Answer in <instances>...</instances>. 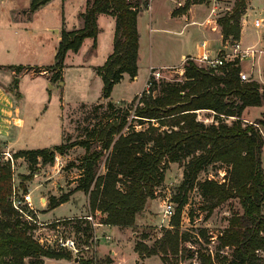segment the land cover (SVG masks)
I'll return each mask as SVG.
<instances>
[{
    "label": "trees",
    "instance_id": "16d2710c",
    "mask_svg": "<svg viewBox=\"0 0 264 264\" xmlns=\"http://www.w3.org/2000/svg\"><path fill=\"white\" fill-rule=\"evenodd\" d=\"M50 1L31 0L29 12L34 13ZM149 5L150 0H87L81 15L84 27L61 32L54 65L58 70L51 80L63 81L62 70L69 50L77 52L86 38H93L96 46L98 14L113 16L114 49L106 62L96 67L103 80L102 99L111 113L105 123L92 131L91 139L81 138L52 148L20 150L14 156L27 158L32 168L39 158L44 164H53L57 154L64 155L77 145L84 147L86 152L77 164L81 174L76 190L88 195L90 213L96 216L100 212L102 223L123 227L135 226L148 201L156 198L169 163L186 161L174 199L178 204L172 218L174 228L166 230L158 248L140 241L135 250L140 255L178 253L181 243L189 239L179 230L183 208L188 203V193L198 188L207 201L208 213L232 199H237L242 208L241 212H233L228 227L218 235L220 248H232V258L227 262L226 258L217 261L212 254L199 251V264H264V134L261 130L264 114L252 123L242 120L247 107L264 106V87L241 79L239 60L209 67L188 59L182 80H153L149 91L127 108L116 107L109 99L125 73L131 79L138 74V16ZM190 5L187 0L173 15L185 13ZM246 7L247 0H238L232 13L217 20L224 41L240 40L241 16ZM9 67L17 72L29 69L23 65ZM47 70L33 69L35 73ZM202 109L213 111L217 120L206 123L198 119L197 111ZM134 122L147 126L137 129ZM94 141L98 147L92 149ZM103 158L105 172H101ZM212 163L230 167L226 178L223 182L199 181V174ZM31 177L32 174L22 175L20 189L27 192L25 181ZM14 178L10 162H0V264H46L45 257L73 260L70 253L47 250L35 239L36 225L13 206L12 194L15 187L19 190ZM70 196L71 193H65L53 197L50 208L69 201ZM70 221L75 222L72 227L87 243L93 236L91 222L84 216ZM78 263L89 264L79 259Z\"/></svg>",
    "mask_w": 264,
    "mask_h": 264
},
{
    "label": "rangeland",
    "instance_id": "374dc122",
    "mask_svg": "<svg viewBox=\"0 0 264 264\" xmlns=\"http://www.w3.org/2000/svg\"><path fill=\"white\" fill-rule=\"evenodd\" d=\"M14 1L18 2L20 8H25L31 3V0H13L12 4ZM237 1L238 0H190V7L192 8L190 14L194 17L193 21H197L195 23H190L191 20L186 22L185 19L176 21L171 19V15H168L171 7L174 11L184 6L187 0H153L150 2L147 12H150L155 20L150 25L148 19L146 20L145 18L144 25L146 27L147 36L149 35L150 27L153 26V28H155L154 32L151 33V36L154 38L153 45L151 48L149 47L150 50L144 51L138 78L134 80L126 79L116 88L114 94L116 101L131 97L135 92L143 88L146 90L145 85L148 81L149 61H154V64L157 66L163 64L178 65L181 61L182 54L189 51L192 44L195 46L196 43H202L204 39L210 41L209 47L214 51L211 55L213 59L222 54L229 53L232 55L237 42L241 44L242 49L254 46L257 51L253 58L245 57L242 60H238L241 70L250 74L251 78L256 79L255 82H257L262 89L264 87L262 81L264 78V26L257 29L254 27L253 22L256 18L263 16L264 0H247V7L241 16L242 30L244 28L243 38L241 31V38L239 41H234L232 38H229L227 41L223 39L224 45H222L220 39L211 40V38H215L216 36L206 37L202 33V31L207 32L208 30H213L218 33L222 32V28L216 20L226 14L232 13ZM83 3V0H69L67 4L64 3L63 0H53L51 5L47 9H42L38 15L34 16L33 13L29 12L24 15L23 19L16 20L18 23L17 32L6 26L8 18L7 9L11 2L0 5V33L2 32L3 36H5L4 43L0 44V47H2L0 51V68L8 69V78V75L11 74L13 70V68L9 66L25 65V67H29V69H22L20 72L14 70L15 73H13L16 80L21 79L20 91L25 94L28 99L27 101L20 102V104L27 107V114H25L26 128L22 132V139L16 144L17 148L9 149L8 146L5 145L6 142L0 140V152H2L0 154V162L4 161V152L9 151L14 156L20 150L57 146L62 143L75 142L81 138L91 139L92 131L105 123L108 115L111 113V109L108 108L107 102L103 99L91 104L80 103L95 101L102 95L103 88L100 84V80L96 77V73L93 72V69L82 68L77 65L73 66V63H78L80 61L89 64L92 63L93 65H100L103 63L105 56L108 55L110 51L109 36L114 29V22L112 24L111 21L106 20L109 17H100V24L103 29L101 30L100 45L97 52H95L96 46L94 47V45L88 41L84 44L81 53L73 54L69 57L67 69L65 71L66 79L63 80V86L56 85L54 88H51L45 78L40 76L31 77L35 65H39L40 62L45 63L49 61L51 50L53 51L52 39L56 34L48 31V28L52 25H59L57 27H61L62 31L63 29L78 27L80 20L79 15L83 8ZM213 9H215L214 13H212ZM186 12H188V10ZM177 15H182V13ZM208 19L209 21L206 22ZM201 22L206 23L200 24ZM186 23L188 24L187 29L184 28L185 33H180L183 24ZM214 27L216 28L213 29ZM186 44L188 48H186ZM143 45H145V42ZM7 49H10V51ZM188 59H196V56L191 55L186 57L183 63L178 66L167 69H156L160 70L162 74V76L157 79L158 82L162 80H182L185 71L184 65ZM197 60L195 61L199 65L207 66ZM54 65L49 66L50 70L48 75L50 79L55 76L58 70L54 68ZM4 85L7 91L16 94L17 82L14 79ZM143 92L147 91H142L129 101L115 102L114 104L116 107L127 108L135 99L138 101V98ZM44 99H46L45 104L41 105V100ZM62 104L65 106L64 111L62 110ZM246 109L242 115L243 122L252 123L263 117L264 106H254V108L248 109L247 111ZM23 113H25L24 110ZM197 114L198 119L204 120L206 123H212L217 120L215 118V113L211 110H198ZM62 119L63 133L61 137ZM134 124L137 129H142L147 126V123L140 125L138 122H134ZM261 130L264 133L263 126H261ZM96 147H98V142L94 141L92 149ZM85 152L86 150L84 147L77 145L70 148L66 154L62 155L63 157L57 154L58 157L56 156L53 164H44L41 158H39L38 163L34 164L32 168L27 158L23 156H14L15 168L13 171L15 184L19 189L18 195L21 197L23 193H25V191L20 189V185L23 182L22 175L32 174L31 179L25 181L28 188L27 191L32 192L34 197V209H31L30 213L35 215L37 220L43 223L62 219V221L59 222L60 233L65 237L72 238L77 247V251L76 249L56 250L55 248H48L47 250L68 252L74 259L79 258V260L89 262V264H109L106 260H100L98 258L97 248L93 251V248L86 247V245H91V239L85 243L86 239L72 227L75 225V222L70 221V219L85 216L83 213H76L77 211H75L79 206L81 207L85 203L83 195L77 196L76 198L74 197V200L72 199L64 202L56 208L47 211L50 209L51 199L53 197L59 198L65 193H71L72 196L76 191H79L76 190V188L79 184L77 180L80 178L81 170L77 164H79V159ZM104 161L105 158L101 161V172H105ZM185 162L186 161L181 163H169L165 172V180L157 188L156 198L148 207L152 216L150 217L151 219L144 224L134 226L131 230V232L135 231L136 233H131L129 236L134 245L135 242H140V239H144L142 241L150 248H158V242L164 236L166 230L174 228L172 226V218L175 213L170 220L163 219L165 208L164 200L168 198L172 200L176 212L178 204L174 199L176 194H178V187L183 180ZM229 169L230 167L226 164H209L199 174V181L214 179L223 182L224 178H226L225 174L228 173ZM40 198H42L41 201ZM43 198L46 199L43 200ZM206 206L207 201L201 195L198 188L190 191L188 193V203L183 208L181 224L179 226V230L188 236V241L181 243L180 251L176 254H149L148 252L142 253L141 255L139 254L141 260L138 261V264H199V251L212 254L217 261H223L224 258H226L225 262H227V260L231 259L232 248H220L218 235L228 227L229 218L232 216L233 212L242 211L239 201L237 199L229 200L217 207L212 213H208L205 209ZM84 207H86V205H84ZM24 208L27 210L29 209L28 207ZM139 216L141 217L142 213ZM52 217L60 218L47 219ZM97 217L99 219L98 221H101V215L97 213ZM49 226L57 228L56 223ZM49 229L50 230L43 229L42 233H44V235L48 233L53 234L52 229ZM104 242L106 241L104 240ZM124 245V253L133 257L134 253L130 254L131 245L127 243H124ZM127 262V264H134V259L130 258Z\"/></svg>",
    "mask_w": 264,
    "mask_h": 264
},
{
    "label": "crops",
    "instance_id": "0c3cea01",
    "mask_svg": "<svg viewBox=\"0 0 264 264\" xmlns=\"http://www.w3.org/2000/svg\"><path fill=\"white\" fill-rule=\"evenodd\" d=\"M52 1L53 0H51L50 2H48L45 5H42L37 11H35L33 13V15L36 16V15H38L40 13V11L42 9H47L51 5ZM68 1L69 0H63V2L66 3V4H67ZM8 2H11V4H10L9 8L7 9L8 10L7 11L8 18H7L6 26L10 27L13 30H16V32H17L18 23L16 22V20L23 19L24 15L29 13V8H30L31 3L25 8H20L17 1H14V3L12 4L13 0H0V5H4L5 3H8ZM83 2H84L83 3L84 5H83L82 10L80 11V15H79L80 20H79L78 27L67 28L65 30L72 31V30L81 29V28L84 27V19H83V17L81 15L86 9L87 0H83ZM148 9L141 11V13L138 16V24H137V26H138V31H139L140 38H139V53H138V61H137V63H138V74L135 77V79L138 78V76H139L140 63H141L144 51L150 50L149 47L151 48V46L153 45V40H154V38L151 36V33L154 32L155 28H153V26L150 27V32H149V35L147 36L146 27L144 25V19L145 18H146V20L148 19V22L150 23V25L155 20L154 17L150 14V12H147ZM191 11H192V8L190 7L188 12L182 13V15H176L175 16V15H173V10H172V7H171L169 12H168V15H171V19H174L176 21L177 20L181 21L182 19H185L186 22H188V20H191L190 23H195L197 21H193L194 17L191 16V14H190ZM148 13H149L150 16L148 15ZM101 16L109 17L106 20L111 21L112 24L114 22V29H113L112 33H110V36H109V47H110L109 54L105 56V59H104L103 63L100 64V65H93L92 63L89 64V63H84V62L80 61L78 63H73V66L77 65V66H81L82 68L93 69V72L96 73V77L100 80V84H101V86L103 88V80H102L101 76L97 73L96 67L102 66L106 62V60L109 57V55L113 52V49H114V38H115V33H116V21H115V18H113L110 15H106V14H103V13L98 14L97 22H98L99 32H98L95 52H97L98 47L100 45L101 30L103 29L101 27V24H100V17ZM208 21H209V19L206 20V22H208ZM206 22H204V23H206ZM204 23L201 22L200 24H204ZM187 24L188 23L183 24V28L180 31V33H182V32L185 33L184 32V28L187 29ZM57 26H59V25H57ZM57 26L52 25V26H50L48 28V31H51V32L56 34V36L52 39L53 51L51 50V54L49 56V61H47L45 63L40 62L39 65H35V68H44V69L48 68V70H47L48 72L45 71V72H40V73H35V72L31 73V77L40 76V77L45 78L47 80L49 86L52 85L53 88L56 85H60L59 84L60 81H57V82L50 81L51 79L49 78V75H48L49 74V70H50L49 66H52V65L55 64V56H56L57 48H58L59 43L61 41V32H62L61 31V27H57ZM186 29H185V31H186ZM243 30H244V28H243ZM243 30H242V38H243ZM202 33L206 37L207 36H216V37H218V38H216V37L215 38H211V40L212 39H220L221 40V44L224 45L223 35H222L221 32L218 33V32H214L213 30H208L207 32L206 31H202ZM4 37L5 36H3L2 32H1L0 33V44L4 43ZM147 40H148V43H147ZM88 41H90V43L92 45H94L93 38H86L84 43H83V45H82V47L79 49V51H77V52H74L72 50L68 51V53H67V55L65 57L64 67H63V70H62L63 80L66 79L65 78V74H66L65 71L67 69L69 57L72 56L73 54L81 53V51H82V49L84 47V44L86 42H88ZM203 41L207 42V46L209 48V53H211V55H212V53L214 51L209 47L210 41L208 39H204ZM144 42H145V45H143ZM241 42H242V39H241ZM91 44H90V46H91ZM200 44L201 43H196L195 46L192 44V46L190 47L189 51H187L186 53L182 54L181 61H180V63L178 65L182 64L183 61L185 60V58L188 57V56L192 55V56L198 57L200 55V53H201ZM186 48H188L187 44H186ZM1 49H2V47H0V51H1ZM7 50L10 51V49H7ZM95 52H93V53H95ZM178 65H176V64H174V65L163 64V65L157 66V65L154 64V61H149L148 62V78H149L150 70L152 68H155V69H159V68L167 69V68L178 66ZM23 66H25V65H23ZM7 70H8L7 68H0V73H1V75H0V140L3 141V142H6L5 145L8 146L9 149H12V148H17L16 144L18 143V141L20 139H22V136H23L22 132L26 128L25 114H27L26 113V111H27L26 108L27 107H25V105H23V104H20V102L27 101L28 99H27L26 95L21 93V91H20L21 79L20 80H16L14 78V75H13V73H15L14 70H12V73L9 74L8 75L9 77L7 78V74H8ZM12 79H14L17 82V92H16V94H13V93H11V91H7L5 89V85L4 84L9 83ZM126 79L134 80V79H131L129 74L125 73L123 79L119 83H117L114 86V88H113V91H112L111 96L109 98L112 102L119 103V102H122V101H129L134 96H136V95L140 94L142 91H144L145 88H143L140 91L135 92L131 97L122 98L120 101H116V99L114 98L115 90L118 87V85L122 84ZM101 99H102V95L98 99H96L95 101H92V102H80V103L91 104V103H95V102H97L98 100H101ZM45 101H46V99L41 100V105H44ZM64 107L65 106L62 104V108H63L62 110L63 111H64ZM251 108H254V107H247L246 111L248 109H251ZM23 110L25 111V113H23ZM62 133H63V119H62L61 137H62ZM61 140H62V138H61ZM54 146H56V145H54ZM54 146H49V147H44V148H52ZM35 149H38V148H35ZM263 163H264V150H263ZM80 195H83V197L85 198V203L81 207L79 206L77 210H75V211H77L76 213H83L85 216L91 214L90 213L89 202H88V195H86L83 191H80V190L76 191V193H74L71 196L70 200H72V199L74 200V197L76 198L77 196L79 197ZM45 199L46 198H43V200H45ZM41 200H42V198H40V201ZM154 200L155 199H151V200L148 201L144 212H142V216L141 217L140 216L137 217V221H136V225L135 226H139L141 224H144V223H146V221L151 219L150 217H152V216H151V213L149 212V208L148 207H149L150 203L152 201H154ZM84 205H86V207H84ZM50 210H52V209L50 208L47 211H50ZM74 214H71V215H74ZM43 216H44V214H43ZM62 217H65V216H62ZM56 218H60V217H55V218L52 217V218H47V219L50 220V219H56ZM51 221H53V220H51ZM133 227H123V226H119V225H110V224H104V223H102L100 226H98L96 231H97V234L99 236H101L99 241H98L99 244H98V247H97V249H98L97 250L98 258L100 260L101 259L102 260L103 259L106 260L107 262H109V264H127L128 263L127 262L128 259L133 258L134 259V264H138V261L141 260V259H140L139 253L135 250V246H136L137 242H135V245H134L133 241L129 238L131 233L136 234L135 231L131 232ZM103 235H108L111 238L110 239H106V238L103 237ZM104 240L106 242H104ZM142 240H144V239H142ZM142 240L140 239V241H142ZM124 243H127V244L131 245V248H130L131 249V253L130 254L134 253L133 257L132 256L130 257V255H126L124 253L125 252V251H123V249L125 248ZM103 247H105V248H103ZM45 263L46 264H79V263H77L75 261V259L68 260V259H65V258H63V259H55V258H49V257H45ZM139 264H141V263H139Z\"/></svg>",
    "mask_w": 264,
    "mask_h": 264
},
{
    "label": "built area",
    "instance_id": "2783aa9c",
    "mask_svg": "<svg viewBox=\"0 0 264 264\" xmlns=\"http://www.w3.org/2000/svg\"><path fill=\"white\" fill-rule=\"evenodd\" d=\"M153 0H150V2H152ZM215 12V9L212 10V13ZM215 21V20H214ZM217 22V20H216ZM254 27H256L257 29H260L264 26V10H263V16L258 17L254 20L253 22ZM216 27H214L213 29H215ZM201 47V53L198 57H196L195 60L202 62L204 64H206L209 67H218L221 65H224L225 62H229V61H233V60H237V59H244L245 57H254L256 54V49L254 48V46H249L246 49H242L241 48V44L237 42L236 47L234 48V51L232 53V55H230L229 53L227 54H223L219 57L216 58H212L211 54L209 53V48L207 46V42L203 41L200 44ZM162 76L161 71L160 70H156L155 68H152L150 70V74H149V78L148 81L146 82V91H149V89L152 87L153 85V80H157ZM240 76L242 80L245 81H256V79L251 78L250 74H247L245 72H243L241 70L240 72ZM263 83H264V78L262 79ZM263 132V131H262ZM264 134V133H263ZM4 161L10 162L12 169L15 168V157L11 154V152H4ZM15 180V178H14ZM19 190L14 189V192L12 194V203L13 206L15 207V209H17L22 216L29 221L30 223L36 225L35 229H34V237L35 239H37V241L45 248H55L56 250H61V249H76L77 251V247H76V243L72 238L69 237H65L64 235H62L60 233L59 230V222L62 221V219H58L54 222H48V223H43L37 220V218L35 217V215L30 213L31 209H34L33 206V202H34V197L32 195V192H25L23 193V195L21 197H19ZM164 204H165V208H164V213H163V219H167L170 220L171 217L174 215L175 213V208H174V202L172 200H170L169 198L164 200ZM24 207H28L29 209H25ZM99 215L100 212H97ZM97 213L96 216L89 214L84 216L85 218H87L91 224H92V228H93V236L91 238V245H86L87 248H93L92 250L95 251L94 249L97 248L98 245V241L100 239L101 236H99L97 234V227L100 226L102 224L101 221H98V217H97ZM163 221V220H162ZM53 223L58 224L57 228L54 227H50L49 225H52ZM39 226V227H37ZM52 229V233H48L47 235H44V233H42L43 229H47L50 230L49 228ZM104 238L106 239H110L111 237L108 235H103ZM79 259V258H78Z\"/></svg>",
    "mask_w": 264,
    "mask_h": 264
},
{
    "label": "water",
    "instance_id": "95a60500",
    "mask_svg": "<svg viewBox=\"0 0 264 264\" xmlns=\"http://www.w3.org/2000/svg\"><path fill=\"white\" fill-rule=\"evenodd\" d=\"M59 84L62 85V86L64 85L63 81H60ZM50 87H52V85H50ZM75 261L77 262L78 258H75Z\"/></svg>",
    "mask_w": 264,
    "mask_h": 264
}]
</instances>
